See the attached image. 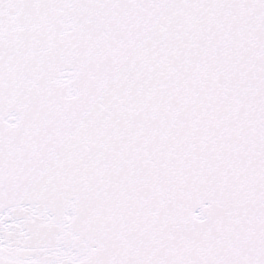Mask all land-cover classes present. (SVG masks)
Instances as JSON below:
<instances>
[{
    "label": "snow or ice",
    "instance_id": "snow-or-ice-1",
    "mask_svg": "<svg viewBox=\"0 0 264 264\" xmlns=\"http://www.w3.org/2000/svg\"><path fill=\"white\" fill-rule=\"evenodd\" d=\"M0 264H264V0H0Z\"/></svg>",
    "mask_w": 264,
    "mask_h": 264
}]
</instances>
